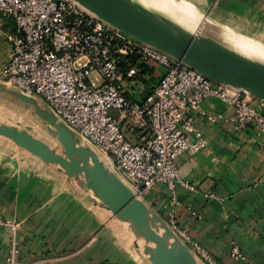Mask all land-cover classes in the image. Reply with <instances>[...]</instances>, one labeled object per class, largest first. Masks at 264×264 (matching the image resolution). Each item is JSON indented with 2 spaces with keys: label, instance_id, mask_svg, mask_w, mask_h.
Returning a JSON list of instances; mask_svg holds the SVG:
<instances>
[{
  "label": "crops",
  "instance_id": "1",
  "mask_svg": "<svg viewBox=\"0 0 264 264\" xmlns=\"http://www.w3.org/2000/svg\"><path fill=\"white\" fill-rule=\"evenodd\" d=\"M178 1L191 10L183 1L192 4L207 27L223 37L252 43L249 36L264 40V0ZM11 25L0 15L2 96H11L1 90L6 84L1 72L12 51L4 29ZM164 71L157 63H150L137 84L127 85L128 95L143 100ZM202 109L221 117L211 122L194 115L193 122L206 144L176 160L181 176L195 190L178 184L173 192L165 184H156L145 201L168 222L175 194L181 202L175 211L178 225L221 264H264V135L254 126L243 134L236 133L229 119L233 109L219 98L204 100ZM122 131L134 143L149 135L127 123ZM0 219L20 222L19 264H151L145 252L149 244L133 233L127 222L114 216L58 165L43 162L3 136ZM9 238V228L0 225V264H7ZM234 245L244 259L232 255ZM76 247L79 249L73 250Z\"/></svg>",
  "mask_w": 264,
  "mask_h": 264
},
{
  "label": "built area",
  "instance_id": "2",
  "mask_svg": "<svg viewBox=\"0 0 264 264\" xmlns=\"http://www.w3.org/2000/svg\"><path fill=\"white\" fill-rule=\"evenodd\" d=\"M0 14L12 19L4 29L12 44L1 72L6 84L44 100L56 116L108 156L104 162L109 169L141 199L156 184L173 192L178 184L195 190L181 176L176 160L206 144L194 115L211 122L221 117L207 114L204 100L216 97L232 107L229 119L236 133L254 126L264 135V101L213 82L76 0H0ZM153 62L164 73L143 100L132 99L127 85L137 84ZM125 123L149 135L134 143L122 131ZM172 204L171 228L204 264H221L178 225L175 211L181 202L175 194ZM0 225L10 231L7 264H19L20 222L0 219ZM231 253L244 259L236 245Z\"/></svg>",
  "mask_w": 264,
  "mask_h": 264
},
{
  "label": "water",
  "instance_id": "3",
  "mask_svg": "<svg viewBox=\"0 0 264 264\" xmlns=\"http://www.w3.org/2000/svg\"><path fill=\"white\" fill-rule=\"evenodd\" d=\"M111 25L132 37L181 60L217 84L230 85L264 101V65L196 32L141 0H76ZM1 90L30 105L47 124L61 151L34 135L31 126L0 122V136L11 139L45 163L58 165L68 177L76 178L109 209L128 223L131 231L147 241L146 256L151 264H204L176 234L169 223L139 198L109 169L99 154L80 141L77 132L46 104L5 84Z\"/></svg>",
  "mask_w": 264,
  "mask_h": 264
},
{
  "label": "rangeland",
  "instance_id": "4",
  "mask_svg": "<svg viewBox=\"0 0 264 264\" xmlns=\"http://www.w3.org/2000/svg\"><path fill=\"white\" fill-rule=\"evenodd\" d=\"M153 1H155V0H153ZM176 1H178V0H176ZM183 2L186 3L193 10H195V8L193 7L192 4L185 2V1H183ZM151 3L153 4V2H151ZM178 3H181V2H178ZM152 4H150L148 6L153 8L154 10L165 13V11L163 12V10H158V8L155 9L152 6ZM181 5L185 8H188L185 5H183L182 3H181ZM188 10L190 11L191 9H188ZM193 10H191L192 14L197 15ZM165 14H167V13H165ZM167 15L170 16L172 19H175L174 16H172L171 14L170 15L167 14ZM196 18L199 19V21H201V22H202V20L205 19L204 17H202L200 15H197ZM7 20L9 21V23H12V19H10V17H7ZM207 21L209 22V24H211L209 19ZM216 25L219 26V24H216ZM186 28L191 30V31H194V28H189V27H186ZM217 32H219V31H217ZM249 37L256 39V40H253V39H249V40L253 41L257 44L249 42L247 40H242L239 38H232V39L242 43L245 46H250V47H253L254 49L256 48L257 50H264V40L258 39L254 36H249ZM244 38H246V37H244ZM261 45H263V46H261ZM253 58H255V57H253ZM35 98L40 102L41 105H43V106L46 105V102L44 100H42L39 96H35ZM0 120L8 122L9 124L18 125L20 127L31 126V132L34 135L45 140L50 145H52V147L58 149L59 151L62 150L58 141L54 137H52L51 134L48 132L47 124L44 123L40 118H38L34 114L33 108L30 105L17 100L13 95H11V96H8L6 94H4L3 96L0 95ZM79 138H80V141L83 145L91 147L94 151H96L100 155V157L103 160H105L106 162L108 161V156L106 154L100 152L91 142H89L87 139L83 138L82 136H80ZM19 233H20V231H19ZM86 243L88 244L89 242H86ZM77 249H79V247H76L73 250H77ZM107 264H110V263H107Z\"/></svg>",
  "mask_w": 264,
  "mask_h": 264
},
{
  "label": "bare ground",
  "instance_id": "5",
  "mask_svg": "<svg viewBox=\"0 0 264 264\" xmlns=\"http://www.w3.org/2000/svg\"><path fill=\"white\" fill-rule=\"evenodd\" d=\"M146 5L152 4V6L158 10H163L167 14L174 16L175 20L183 24L185 27L194 28L193 32H196L197 38L202 40L203 37L211 39L213 42H216L220 46L229 47L233 50L244 54L245 56L260 62L264 65V50H257L250 46H245L242 43L232 39L223 37L220 34L212 31L207 27L204 21H199L196 18L197 15L192 14L189 8H185L178 3L176 0H141ZM255 57V58H253ZM100 156V155H99ZM101 158V157H100ZM102 159V158H101Z\"/></svg>",
  "mask_w": 264,
  "mask_h": 264
},
{
  "label": "trees",
  "instance_id": "6",
  "mask_svg": "<svg viewBox=\"0 0 264 264\" xmlns=\"http://www.w3.org/2000/svg\"><path fill=\"white\" fill-rule=\"evenodd\" d=\"M132 62L134 61V60H131Z\"/></svg>",
  "mask_w": 264,
  "mask_h": 264
}]
</instances>
